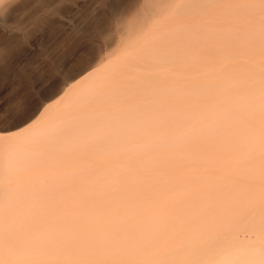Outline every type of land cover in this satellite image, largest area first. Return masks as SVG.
I'll list each match as a JSON object with an SVG mask.
<instances>
[{
	"label": "bare ground",
	"instance_id": "obj_1",
	"mask_svg": "<svg viewBox=\"0 0 264 264\" xmlns=\"http://www.w3.org/2000/svg\"><path fill=\"white\" fill-rule=\"evenodd\" d=\"M166 2L148 4L161 11ZM194 5L200 18L179 22L182 40L175 30L128 43L143 64L137 78L168 74L169 83L190 44L201 60L212 56L198 61L186 97L174 100L169 85L144 95L134 83L121 88L126 98L104 88L96 63L1 137L38 140L48 164L39 231L18 247L8 241L1 251L16 253L3 254L5 264H264V0ZM69 96L89 100L71 109Z\"/></svg>",
	"mask_w": 264,
	"mask_h": 264
},
{
	"label": "rangeland",
	"instance_id": "obj_2",
	"mask_svg": "<svg viewBox=\"0 0 264 264\" xmlns=\"http://www.w3.org/2000/svg\"><path fill=\"white\" fill-rule=\"evenodd\" d=\"M187 2L167 0L163 10L155 11L149 8V0H0V29L7 33L0 42V264L6 260L3 254L16 253V250L1 251L8 241L18 247L20 240L33 237L39 231L36 222L39 212L36 201L40 197L38 185L48 172L47 162L42 161L45 157L41 154L44 153L40 154L41 148L45 152L46 146L38 140L30 143L15 137L5 141L1 137L14 135L12 131L25 125L45 102L52 99H49L51 95H59L74 81L78 72L96 63L103 67L101 75H113L112 78L105 76L104 84L110 86L104 88L111 90L113 87L117 90L114 92L126 98L133 97L122 91L125 84L133 88L137 86L139 91L147 92L144 95H148L151 87L155 90L153 87L156 86L162 94L170 92L174 100L186 97L183 92H188L190 87H185L191 84L195 88L197 85L198 61L206 60L208 55L201 60L195 44L189 45L192 57L182 60L181 54L176 55L171 65L177 73L176 78L180 79L182 75L189 84L184 80L183 83L178 80L176 84L174 73L172 83L167 79L170 78L168 74H165L167 78L159 75L138 77L139 80L132 71L143 64L140 57L130 51L128 43L138 39L143 46L150 34L156 32L165 37V33L172 34L175 30L178 40H182L177 27L179 22L186 19L197 25L200 18L194 5L196 0H189L190 9L186 11L183 7ZM134 23L139 24L137 29L130 27ZM205 23L212 29L211 35L218 32L213 21ZM211 57L205 64L214 63ZM121 70L123 74H129L128 81H124L125 74L120 75ZM118 75L123 77L118 78ZM148 78L154 83L146 80ZM137 79L138 83L134 82ZM170 85L176 87L169 90ZM158 89L155 91L159 92ZM66 99L73 101L69 108L74 109L89 97L77 99L69 96Z\"/></svg>",
	"mask_w": 264,
	"mask_h": 264
},
{
	"label": "snow or ice",
	"instance_id": "obj_3",
	"mask_svg": "<svg viewBox=\"0 0 264 264\" xmlns=\"http://www.w3.org/2000/svg\"><path fill=\"white\" fill-rule=\"evenodd\" d=\"M6 36L7 33H5L3 29H0V42H2Z\"/></svg>",
	"mask_w": 264,
	"mask_h": 264
}]
</instances>
